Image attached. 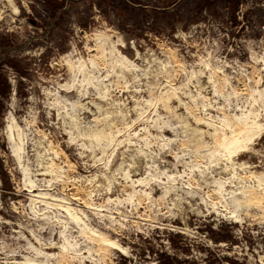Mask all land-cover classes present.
<instances>
[{
	"label": "rangeland",
	"instance_id": "374dc122",
	"mask_svg": "<svg viewBox=\"0 0 264 264\" xmlns=\"http://www.w3.org/2000/svg\"><path fill=\"white\" fill-rule=\"evenodd\" d=\"M0 75V264H264V0H0Z\"/></svg>",
	"mask_w": 264,
	"mask_h": 264
},
{
	"label": "trees",
	"instance_id": "16d2710c",
	"mask_svg": "<svg viewBox=\"0 0 264 264\" xmlns=\"http://www.w3.org/2000/svg\"><path fill=\"white\" fill-rule=\"evenodd\" d=\"M236 0H233L235 2ZM0 85L4 86V89H0V95L1 96H7L9 90H8V84L7 81L0 75ZM0 114H1V103H0Z\"/></svg>",
	"mask_w": 264,
	"mask_h": 264
},
{
	"label": "bare ground",
	"instance_id": "6f19581e",
	"mask_svg": "<svg viewBox=\"0 0 264 264\" xmlns=\"http://www.w3.org/2000/svg\"><path fill=\"white\" fill-rule=\"evenodd\" d=\"M16 151H17V150H16ZM15 153H16V152H15ZM17 153H18V152H17ZM19 153H20V152H19ZM19 153H18V155H17V154H16V155L19 156ZM116 247H117V245H116ZM117 248H118V247H117ZM26 262H27V261H26ZM28 262H29V261H28ZM29 264H34V263H30V262H29Z\"/></svg>",
	"mask_w": 264,
	"mask_h": 264
}]
</instances>
